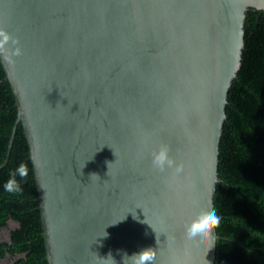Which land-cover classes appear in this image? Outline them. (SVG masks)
Wrapping results in <instances>:
<instances>
[{
	"label": "water",
	"instance_id": "water-1",
	"mask_svg": "<svg viewBox=\"0 0 264 264\" xmlns=\"http://www.w3.org/2000/svg\"><path fill=\"white\" fill-rule=\"evenodd\" d=\"M251 9L264 0H0L8 49L22 50L0 54L18 111L6 162L22 124L48 264L146 248L155 264H215L217 229L207 255L183 234L216 214ZM162 146L182 172L153 166Z\"/></svg>",
	"mask_w": 264,
	"mask_h": 264
},
{
	"label": "trees",
	"instance_id": "trees-1",
	"mask_svg": "<svg viewBox=\"0 0 264 264\" xmlns=\"http://www.w3.org/2000/svg\"><path fill=\"white\" fill-rule=\"evenodd\" d=\"M243 64L229 92L227 119L220 146L215 212V264H264V11L251 9L246 20ZM18 117L16 99L0 61V228L18 223L10 239L0 241V262L48 264L38 209V187L29 144L19 124L6 162ZM28 177L17 180L22 191L7 193L3 184L21 164Z\"/></svg>",
	"mask_w": 264,
	"mask_h": 264
},
{
	"label": "clouds",
	"instance_id": "clouds-1",
	"mask_svg": "<svg viewBox=\"0 0 264 264\" xmlns=\"http://www.w3.org/2000/svg\"><path fill=\"white\" fill-rule=\"evenodd\" d=\"M9 43L18 44V41L14 40L6 31L0 30V54H3L4 58L11 63L13 62V57L21 55L22 50L19 47H16L10 52L8 49ZM152 163L153 166L160 171H164L166 168H174L177 174L183 171V166L176 164L175 160L169 156V149L166 146H162L158 152L153 154ZM28 175L29 169L27 165L21 163L10 174L9 179L3 184V190L7 193L19 194L22 189L17 180V176L23 180L28 177ZM220 224L221 217L212 213L211 204H209L208 214L200 216L184 232L183 242L185 247L189 249L204 250L207 255V252L214 246L215 237L213 236V232L220 226ZM158 243L157 239V244ZM156 256L157 252L155 248H146L137 253H133L130 256L127 252H124L123 264H155ZM109 258L111 264H116L111 253H109L105 260L107 261Z\"/></svg>",
	"mask_w": 264,
	"mask_h": 264
},
{
	"label": "rangeland",
	"instance_id": "rangeland-1",
	"mask_svg": "<svg viewBox=\"0 0 264 264\" xmlns=\"http://www.w3.org/2000/svg\"><path fill=\"white\" fill-rule=\"evenodd\" d=\"M18 226V223L10 220L9 224L7 227L5 228H0V241H7L10 239V235H11V230L16 228ZM13 261V259H11V257L7 256L6 258H4L0 264H10Z\"/></svg>",
	"mask_w": 264,
	"mask_h": 264
}]
</instances>
